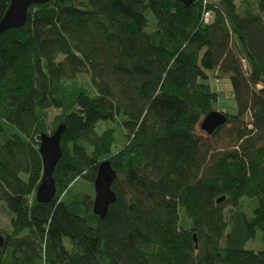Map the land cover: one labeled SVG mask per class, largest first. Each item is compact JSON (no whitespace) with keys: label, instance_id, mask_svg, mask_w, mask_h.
Wrapping results in <instances>:
<instances>
[{"label":"trees","instance_id":"trees-1","mask_svg":"<svg viewBox=\"0 0 264 264\" xmlns=\"http://www.w3.org/2000/svg\"><path fill=\"white\" fill-rule=\"evenodd\" d=\"M263 11L264 0L30 5L0 35V201L12 212L0 264H264ZM213 76L233 88L236 113L209 134L228 132V147L196 132L216 110ZM61 123L56 194L41 203L39 138ZM106 158L117 199L101 219L93 180Z\"/></svg>","mask_w":264,"mask_h":264},{"label":"water","instance_id":"water-1","mask_svg":"<svg viewBox=\"0 0 264 264\" xmlns=\"http://www.w3.org/2000/svg\"><path fill=\"white\" fill-rule=\"evenodd\" d=\"M50 0H11L4 16L0 20V35L13 28L23 26L27 21L28 8L32 4L46 3ZM190 4L193 0H181ZM228 121L227 113L220 110H213L202 118L201 128L208 134L225 125ZM65 131V125L59 124L50 133L42 132L39 138V153L41 156L43 171L40 183L36 190V200L41 203L50 202L56 194L55 169L62 157L61 139ZM117 177V171L112 166L109 158L100 161L97 174L94 180L93 212L101 219H104L109 207L117 199L113 189V182ZM225 196L219 197L218 202L223 201ZM194 240L197 243L196 234ZM4 244V235L0 231V248Z\"/></svg>","mask_w":264,"mask_h":264},{"label":"rangeland","instance_id":"rangeland-1","mask_svg":"<svg viewBox=\"0 0 264 264\" xmlns=\"http://www.w3.org/2000/svg\"><path fill=\"white\" fill-rule=\"evenodd\" d=\"M212 89L216 92H218L219 96L216 102V109L220 111H224L227 113H236V103L234 99L233 94V88L230 80L228 78H222L220 80H216V77H211L209 81ZM58 113V111L54 110L51 112L50 115V125L52 126V121L54 120V116ZM246 120H250V116H246ZM202 121V120H201ZM201 121L198 123L196 127V132L198 135L202 136L205 140H208L210 145L212 147L216 148H222V147H228L230 142L228 139V132L222 131L221 134L217 138H211L210 135L204 131L201 128ZM53 132V131H49ZM84 182V180H82ZM244 204L246 205L247 202L244 201ZM246 211H249L248 208H246ZM11 218H12V212L7 208L6 202L4 200L0 201V231L2 234L6 232L11 231ZM246 248L251 249H260L261 246L257 242H249L246 245Z\"/></svg>","mask_w":264,"mask_h":264},{"label":"bare ground","instance_id":"bare-ground-1","mask_svg":"<svg viewBox=\"0 0 264 264\" xmlns=\"http://www.w3.org/2000/svg\"><path fill=\"white\" fill-rule=\"evenodd\" d=\"M200 1H201V0H200ZM206 6H208V5H206ZM206 6H205V7H206ZM206 8H207V7H206ZM210 8H211V7H210ZM201 9H202V8H201ZM208 9H209V8H208ZM211 9H214V8H211ZM148 11H149V10H148ZM205 11H206V10H205ZM146 12H147V11H146ZM263 12H264V11H263ZM149 13H150V11H149ZM260 14H261V13H260ZM154 17H155V16H154ZM212 17H213V16H212ZM147 19H149V18L147 17ZM151 19H152V18H151ZM212 19H213V18H212ZM156 20H157V19H156ZM153 21H154V19H153ZM202 21H203V20H202ZM229 24H230V23H229ZM148 26H149V24H148ZM148 26H147V28H148ZM226 27H228V26H226ZM231 28H233V27H231ZM194 29H195V28H194ZM194 29H193V30H194ZM228 29H229V28H228ZM185 40H186V39H185ZM182 41H184V40H182ZM184 42H185V41H184ZM182 44H183V42H182ZM186 45H187V44H186ZM193 47H195V46L193 45ZM184 48H185V47H184ZM186 48H188V46H187ZM188 50H189V49H188ZM189 52H190V51H189ZM195 55H197V54H195ZM74 78H75V77H74ZM75 79H76V78H75ZM64 81H65V80H64ZM65 84H66V83H65ZM229 116H230V115H229ZM230 117H231V116H230ZM228 119H229V118H228ZM239 120H240V119H239ZM62 121H63V120H62ZM249 129H250V128H249ZM23 136H24V135H23ZM23 136H22V137H23ZM36 137H37V136H36ZM38 137H39V136H38ZM23 138H24V137H23ZM30 139H31V138H30ZM24 140L26 141V139H24ZM27 143H28V140L26 141L25 144H27ZM28 144H29V143H28ZM30 145H31V144H30ZM93 181H94V180H93ZM249 200H253V199H249ZM176 203H177V202H176ZM240 203H242V202H240ZM240 203H239V204H240ZM248 203H249V202H248ZM216 204H217V203H216ZM182 206H183V205H182ZM240 206H241V205H240ZM178 207H179V206H178ZM238 207H239V206H238ZM251 207H252V206H251ZM230 210H231V209H230ZM230 210H229V211H230ZM238 211H239V210H238ZM253 213H254V212H253ZM179 214H180V213H179ZM247 214H248V213H247ZM249 214H250V213H249ZM175 215H176V214H175ZM177 215H178V214H177ZM245 215H246V213H245ZM180 216H181V215H180ZM177 217H178V216H177ZM226 217H227V216H226ZM191 218H192V217H191ZM244 218H245V217H244ZM244 218H243V219H244ZM251 218H252V217H251ZM251 218H250V220H251ZM177 219H178V218H177ZM192 219H193V218H192ZM246 219H247V218H246ZM248 219H249V218H248ZM254 219H255V218H254ZM254 219H253V220H254ZM179 222H180V220H179ZM189 222H190V221H189ZM192 222H193V220H192ZM247 222H248V221H247ZM254 222H255V221H254ZM176 223H177V222H176ZM185 223H186V222H185ZM225 224H226V223H225ZM225 224H224V225H225ZM254 224H256V223H254ZM230 231H232V230H230ZM227 233H228V232H227ZM229 235H230V234H229ZM261 250L263 251V249H261Z\"/></svg>","mask_w":264,"mask_h":264},{"label":"built area","instance_id":"built-area-1","mask_svg":"<svg viewBox=\"0 0 264 264\" xmlns=\"http://www.w3.org/2000/svg\"><path fill=\"white\" fill-rule=\"evenodd\" d=\"M211 16H212V14H211V13H209V12H207V13H206V15H205L206 19H209V18H211Z\"/></svg>","mask_w":264,"mask_h":264}]
</instances>
